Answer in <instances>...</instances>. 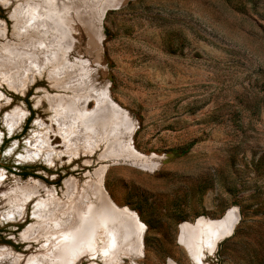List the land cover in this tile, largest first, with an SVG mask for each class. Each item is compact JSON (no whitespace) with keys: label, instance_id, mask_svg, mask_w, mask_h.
<instances>
[{"label":"rangeland","instance_id":"374dc122","mask_svg":"<svg viewBox=\"0 0 264 264\" xmlns=\"http://www.w3.org/2000/svg\"><path fill=\"white\" fill-rule=\"evenodd\" d=\"M2 1L0 53L14 64L12 50L26 45L14 14L25 1ZM49 1L61 19L48 21L45 54L35 52L43 66L0 65V227L19 241L15 255L0 249L5 258L15 264L51 248L23 238L37 205L81 196L97 216L107 203L130 213L141 234L136 255L120 252L109 263L99 237L101 250L79 264H197L184 231L221 224L230 212L232 230L214 252L205 249L203 264H264V0ZM52 44L55 66L44 57ZM57 69H71L61 84L51 76ZM74 79L88 83L85 93L65 88ZM59 94L84 97L90 113L80 121L60 116L68 139L77 135L68 144L101 122L100 146L67 145L50 107ZM67 183L77 189L69 193ZM22 188L32 196L26 217L5 218Z\"/></svg>","mask_w":264,"mask_h":264},{"label":"bare ground","instance_id":"6f19581e","mask_svg":"<svg viewBox=\"0 0 264 264\" xmlns=\"http://www.w3.org/2000/svg\"><path fill=\"white\" fill-rule=\"evenodd\" d=\"M3 1H6V0H3ZM24 1H25V3L22 4L24 6H21V7L18 6L19 8L16 10V13L14 14V19L17 20V28H18L17 37L19 39L25 38V40H26L25 44L26 45L24 47L21 46L22 48L19 47L20 49L17 46L15 48L13 47L14 48V49L12 48L13 49L12 50L13 56L12 55L11 56L14 59L15 66L18 64L19 60H23L21 62H22V64L26 65V67L27 66L30 67L31 65H33L35 63H36V66H38V65L41 66V62H40L41 60L39 59L40 56L38 54L41 55V53L43 54L44 52L47 51L46 47L48 46V44H50V42L49 43H48V41L46 42L45 37H47L48 34L50 36L52 35V33H50V27H52V25H50L48 21L49 20L51 21V19H55V22L53 20L52 21H53L54 25L55 24L57 25V24H59L58 19H61V18L59 17L60 15L57 14V10H55V11H53L54 9L52 10L53 7H52L51 2L49 0H42L41 4L40 3L39 4L34 3L36 0L35 1L34 0H24ZM10 3H11V1H10ZM68 3L71 4L72 2H68ZM23 7H24V9H23ZM36 33H39L40 35H38V37H36L35 36V35H37ZM52 41L54 42L55 39H52ZM34 42H38V44H34ZM35 52L36 53L38 52V54H37L38 56L35 55ZM51 52H53V53H51V56H49V57L44 56V57L46 60H48L47 63L52 62L50 64L55 66L56 64H54V63L56 62L55 60H57V48L54 47V44L51 45ZM2 53H0V65H2L3 67L4 66L10 67V66L14 65L12 60L9 64L8 59L6 58L7 56H4ZM22 58H24L25 60ZM61 63L63 64V62H61ZM59 67L61 68L62 66L60 65ZM59 67H58V69H59ZM31 68H32V66H31ZM54 69H55V67H53V70ZM58 69L56 70V72L54 74L52 72L53 75L51 74V76L57 84H61V80L65 79L63 74L68 73V71L70 72L71 69H66L65 71L63 69L62 70L61 69L58 70ZM23 71H24V69H23ZM25 71H27V70H25ZM4 73L6 75V79H9V81L14 79L11 77L10 72L3 71V74ZM70 75H71V72H70ZM13 81L16 82L15 80H13ZM53 83H54V81H53ZM56 86H55V89H56ZM58 86H57V88H58ZM64 86H65V88L73 89V90H75V92H79V94H82V93L86 92V91H84V88H87L89 85L86 81L81 82V81H79V79H76V81L74 79V80L68 81L66 83V85H64ZM73 90H71V91H73ZM76 90H78V91H76ZM74 94H76V96H78V93H74ZM64 96H65V94H64ZM64 96L59 94V95L54 96L50 99V104H51L50 107L52 108L51 110L55 111V114L57 115V117H60V116L62 118H67V117L70 118L71 117L72 119L80 121V120H83V118H84L82 116L88 117L90 115V113H88L85 110L84 106H82V104H83L82 101L84 100L83 99L84 97H80V98L75 97L72 99H68L69 97H72V95L68 96V98H64ZM97 98L99 100L98 102L100 103L102 100L101 98H104V97L103 96L101 97V93H97ZM99 103H98V105H99ZM100 104L102 105V103H100ZM61 117L58 119V121H59V124H58L59 127L58 128L60 129L62 136H64L65 139L67 138L66 139L67 145L71 146L70 145L71 144L70 143L71 138L74 137V139H75V137L77 135L76 136L73 135L72 137L69 136V139H68V135H67L68 129L65 127V124L63 121L64 119L62 120ZM89 118H91V117H89ZM68 121H70V120H68ZM90 122H89V124H90ZM93 123H94V121H93ZM97 125H98L97 127H101V128L94 131V134L85 137L86 140L90 143L91 147L87 146L85 138H83L81 136V137H78V139L76 138V140H78V141L75 140L76 143L72 142L73 148L71 146L70 147L71 150L72 151L74 150L76 152V150L74 149L76 147L75 144L77 146L79 145V148H82V149L86 146V148L89 151L91 149L92 150L95 149L94 147L97 145L98 141H100L103 138V135L105 133V127H106V125H104L101 122H99V124H97ZM70 126H71V124H70ZM77 126H79V125H77ZM94 127H95V125H94ZM90 129L87 131L88 132L90 131V133L93 132V130L92 129L90 130ZM78 130H81V128ZM78 136H80V135H78ZM41 140H43V139L41 138ZM44 141L38 142V148L37 149H39L41 152H43L45 149ZM68 143H70V144H68ZM36 154H39V153L36 152ZM29 157H31V156H29ZM32 159H33V157H32ZM27 160H29V159H27ZM100 174H101V172H100ZM93 184L97 187L98 184H100V183L94 182ZM67 185H68V183H67ZM68 188H69V193H73L77 189L76 183L75 184L70 183L68 185ZM16 193H17L16 198L11 199V208H9L10 209L9 212L5 213V216H4L5 218L6 217L7 218H9V217L13 218L16 215H18L20 218L21 217L25 218L27 215L26 214V208H27L28 202L32 199V196L30 195V193H28V189H25V191H24L23 188L20 189L19 191L17 190ZM103 196L105 198L104 194L101 197L103 198ZM101 200H100V202L102 203L103 200L102 201ZM108 201H110V200L108 199ZM108 201L106 198V201H103V203L108 202ZM71 202L72 203L64 204L58 200V201L54 202L53 206L52 205L50 206L49 204H45L44 206H43V204L37 205V207L35 209V217L37 220H36L35 224L32 226V228H30L29 230L24 232V239L25 240L34 239L36 241L39 239H45V240H48L47 244L49 246H51V248L46 247L44 251H40L39 253H37V254L35 253L34 255L19 256L16 259L15 264H79L83 257L96 254V252L98 250H101L98 248L100 246L99 237H101V239L104 238V239H102L103 246H102V253L101 254L106 258V260H109V263L118 259L120 252L121 253L124 252V254L126 256H132L134 254L136 255V253H139L137 240L140 237L139 235L141 234V228H139V226L137 225L136 219H134V217L132 215H130V213L126 212L127 213L126 214L124 212H117V211L115 212L114 211L115 210L114 205H112L113 206L112 208L114 209L113 210L110 206H108L110 204L107 203L108 204L107 205L105 203L106 204V205L104 204L105 208L102 207V209L104 208V211L100 210V208L97 209V211H98V216H97L95 213H93L92 210H90L91 208L88 209L87 201H85V199H83V197L77 196ZM109 203L113 204L111 201ZM62 204H63V207L61 210L60 206H62ZM57 213L63 214L62 217L65 218L64 220H66L67 224L66 223L63 224L60 222V219L62 217H59ZM89 214H92V215L89 216ZM235 221H236V215H234L233 212H230V214L227 216V218L221 224H216V223H210V224L206 223L203 225L200 224L199 227L196 226V227H194V229H187L184 231L185 240L190 242V239H191V245H190L191 247H189V249L190 248L192 249V250L190 249V252L192 254L193 259L195 260V262L197 264H203L204 263V256H205V251H206L205 249L206 248L209 249V252L215 251L217 243L226 234L230 233ZM108 225L111 226V230L108 227H105ZM113 230H115L117 232V234L113 233ZM128 234H130L128 236L129 240L127 242H125V240H123L121 237L128 235ZM197 237H200V239L196 242L193 241L194 238L197 239ZM5 253L6 252H4V251H0V254L2 256H4V258L6 255ZM7 256H8V254H7Z\"/></svg>","mask_w":264,"mask_h":264},{"label":"flooded vegetation","instance_id":"af4514ba","mask_svg":"<svg viewBox=\"0 0 264 264\" xmlns=\"http://www.w3.org/2000/svg\"><path fill=\"white\" fill-rule=\"evenodd\" d=\"M20 219L23 220L24 218L21 217ZM6 228L7 227H3V226L0 227V245H1L0 249L8 250L11 252L12 255H15L14 252L16 251L17 253L18 251L19 241H17V238L13 240L11 237H9V235H7V232H5ZM23 238H24V234H23ZM12 255L8 256L7 258H0V261L4 262L5 264H12Z\"/></svg>","mask_w":264,"mask_h":264}]
</instances>
